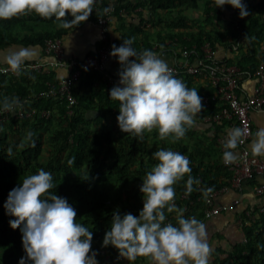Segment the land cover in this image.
<instances>
[{
	"label": "trees",
	"instance_id": "1",
	"mask_svg": "<svg viewBox=\"0 0 264 264\" xmlns=\"http://www.w3.org/2000/svg\"><path fill=\"white\" fill-rule=\"evenodd\" d=\"M242 3L249 13L243 18L239 9L229 4L217 7L215 0H95L87 20L96 22L99 12L111 4L109 37L112 45L119 47L123 40L134 38L131 46L141 52L152 50L157 41L161 43L160 48L166 49L170 47L165 46L168 39L173 40L172 49L208 41L213 47L224 49L229 62H236L253 73L264 61V0H242ZM198 11L200 14L195 16ZM65 19L70 21L73 17L69 13ZM86 21L65 29L59 27L60 21L54 16L44 19L35 12L0 19V64H7L5 57L21 48L32 52V58L25 63L43 61L48 38L62 40L69 32L78 31ZM97 46H100L99 39ZM111 58L118 60L114 56ZM56 70L23 68L16 76L0 73V102L5 96H15L25 111L30 107L35 110L34 117L16 119L11 114L8 121L0 123V264H18L21 257L26 258L20 228L13 229L9 224L16 217L6 213L4 203L11 189L41 168L52 174L56 185L52 189L54 194L66 198L76 210V222L93 233L92 250L105 248L113 255L119 254L114 246H102L105 233L111 230L113 213L118 211L123 216L128 211L139 213L142 210L140 187L146 173L158 163L153 156L155 151L171 149L185 155L190 161L191 176L199 180L202 192L226 183L225 178H217L219 172L225 171L220 158L216 156L214 163H204V153L198 154L197 150L202 142L191 144L193 128L188 129L192 130L186 135L189 140L184 136L175 143L159 139L156 129L145 132L142 141L122 132L119 127L111 129L108 120L117 121L120 102L110 98V90L117 85L106 86L96 72L81 74L72 87L76 101L71 105L59 95L34 99L37 92L55 87L62 77ZM175 77L188 88H196L198 94L210 92L209 87L203 86L200 76ZM217 110L213 105L200 113ZM223 124L206 125L213 131L208 142L210 146L216 145ZM29 132L33 133L31 139L27 137ZM43 150L47 151L45 155ZM193 189L191 197L201 193L197 192V184ZM181 191H186V186L182 188L177 184L176 197ZM200 204L189 206L183 212L184 217H203V206L198 215L194 210ZM165 215L171 224L178 226L176 212L165 210ZM241 231L246 242L233 244L228 250L219 249L212 254L209 264H264V216L244 224ZM103 261V257L98 256L99 264ZM26 264L33 262L26 258Z\"/></svg>",
	"mask_w": 264,
	"mask_h": 264
},
{
	"label": "clouds",
	"instance_id": "2",
	"mask_svg": "<svg viewBox=\"0 0 264 264\" xmlns=\"http://www.w3.org/2000/svg\"><path fill=\"white\" fill-rule=\"evenodd\" d=\"M95 0H0V19L8 20L35 12L41 18L60 21L59 27L70 29L86 21L93 12ZM217 7L229 4L239 9L241 18L249 13L242 0H215ZM71 14L72 20L65 19ZM134 38L112 45L111 56L121 66L119 84L110 90V98L118 100L117 122L120 130L143 140L145 132L158 130L159 139L175 143L186 135L202 111V97L196 88H188L176 78L167 62L156 52L145 49L137 52L131 45ZM32 58V52L21 48L11 51L5 62L11 71L20 75L22 65ZM134 58V59H130ZM2 110L15 112L22 107L18 97L5 96ZM247 129L234 127L228 131L223 152L225 165L235 163L232 151L243 143ZM33 133L27 134L31 139ZM253 156H264V128L255 133ZM157 164L146 173L140 187L143 208L138 216L113 213L111 230L105 233L103 247L114 246L120 258L129 262L148 257L152 264H209L212 249L208 243L205 224L195 217L185 218L184 210L175 204V187L186 174V195L194 184L189 159L171 149L153 153ZM71 163V161L69 162ZM53 176L43 168L27 176L8 193L4 203L13 229L20 228L26 258L33 264H98L92 250L93 233L76 221V210L64 197L54 194ZM208 191H211L210 189ZM176 212L178 226L165 224L166 215ZM22 225V227H21ZM21 257L19 264H26Z\"/></svg>",
	"mask_w": 264,
	"mask_h": 264
},
{
	"label": "built area",
	"instance_id": "3",
	"mask_svg": "<svg viewBox=\"0 0 264 264\" xmlns=\"http://www.w3.org/2000/svg\"><path fill=\"white\" fill-rule=\"evenodd\" d=\"M95 10L99 11L98 7H95ZM112 12L113 6L108 4L96 17L95 23L100 46H98L95 53L86 54L83 57L72 55L65 60L62 57V40L48 38L43 49L46 55L45 60L39 62L30 61L22 65V69L40 70L44 68L50 70L63 68L67 70L66 74L57 81L55 87L37 92L34 95V99L59 95L60 98L65 97L70 105L75 103L72 87H74L81 74L85 71L100 74L106 86L119 84V75L111 74L107 68L112 50V43L109 37ZM172 41L168 39L165 42V46H170L166 47V49L160 48L161 43L157 41L152 51L156 52L162 59L167 57L172 59L167 64L174 76H200L203 86L210 89L207 94H199L202 97L203 109L210 108L213 105L218 107L216 112L199 113L195 120L205 126L211 123L223 124L224 121H228L227 124H223V129L219 130L220 134L216 137V146L221 153V163L228 174L226 183L208 192H202L200 184H197V192L201 193L196 195V197H191L190 194L186 195V191H181L175 198L177 208L184 211H187L189 206L201 202L203 217L198 220L203 221L209 216L233 211L239 202L238 199H235L230 204L215 205L214 199L216 196L229 189L241 193L243 184L246 181L253 179L254 176L264 175V157L253 156L247 147V142L255 131L251 113L264 110V61H261L251 73L249 70L241 68L238 63L229 62L225 57L226 52L224 49L218 46L213 47L208 41L201 45L193 43L177 49L171 48ZM0 73L17 75L11 71L7 64H0ZM24 111V108L19 107L15 112H6L0 107V123L8 121L11 114L16 119L21 116H35L33 107H30L25 113ZM234 127L247 129L248 134L242 138L243 143H240L235 149L237 152L236 162L225 165L223 162V152L226 150L224 144L228 139V131ZM253 191L255 196H264V184L256 185ZM243 212L238 220L241 227L244 224H251L260 216H264V205L258 208L246 209ZM164 223H171L167 215ZM242 241L246 242V238L243 237ZM93 251L97 253V261L98 256H102L107 264H115L123 259L119 257V254H110L105 248Z\"/></svg>",
	"mask_w": 264,
	"mask_h": 264
},
{
	"label": "crops",
	"instance_id": "4",
	"mask_svg": "<svg viewBox=\"0 0 264 264\" xmlns=\"http://www.w3.org/2000/svg\"><path fill=\"white\" fill-rule=\"evenodd\" d=\"M97 44H98V33H97L96 23L92 20H87L78 31H71L64 36V38L62 39V57L63 59L66 60L72 55H78L79 57H83L86 54L95 53L98 48ZM167 58L169 59V57ZM167 58L164 60L167 63H169L167 61ZM107 68L111 74L118 75L121 66L118 60L110 57V59L108 60ZM56 72H58L59 75L64 76L67 70L63 68H59L56 70ZM117 86L122 87V85L120 84H118ZM251 119L255 131L253 133V136L247 142V147L250 149V151H251L250 145L252 141L255 139V133L260 128H264V110L253 111L251 113ZM192 128L195 131L193 137H191L190 135L192 130H188L186 132V135H190V138H192L190 140L191 144L194 143L193 141H197L198 143L202 142L203 144L202 147L200 149H197L198 154L204 153V155H202V162L208 163L210 161V163H214V161L216 160V156L219 157L221 161L220 151L217 150V153L215 151L217 149L216 145L210 146L208 143L209 139L212 138L213 131L209 130L207 126L201 123H196ZM186 139H188L187 136ZM202 139L203 140L205 139V141H203ZM232 151L237 153L236 150H232ZM223 171L224 170L219 172V175L217 177L218 180L220 179L224 180V178L226 180L228 174L226 171L224 172ZM187 176L188 175H186V177ZM182 184L186 185V182ZM261 184H264V175H257L254 176L253 179L248 180L243 184V189L241 193H238L233 189H229L226 192H223L215 197L214 199L215 205L230 204L235 199H238L239 202L233 211L221 212L218 215L209 216L202 221L206 226V230L208 234L207 237L208 243L212 249L209 263L212 262L213 260L212 254L214 252H217L219 249H223V250L231 249L233 244H237L242 241L243 238L241 231L242 227L239 225L238 220L241 217V213L243 210L258 208L259 206L264 205V196L262 197L255 196L253 191L256 185H261ZM201 208H202V204L194 208L195 212H197V215L201 211ZM126 213H129V211L125 212V214ZM138 215L139 213L135 214L134 216H138ZM102 264H107V263L103 261ZM115 264H152V262L148 257H138V259H136V261L134 262H129L127 261V259L123 258L121 261Z\"/></svg>",
	"mask_w": 264,
	"mask_h": 264
},
{
	"label": "rangeland",
	"instance_id": "5",
	"mask_svg": "<svg viewBox=\"0 0 264 264\" xmlns=\"http://www.w3.org/2000/svg\"><path fill=\"white\" fill-rule=\"evenodd\" d=\"M200 14V12L198 11L197 13H196V15L195 16H198ZM221 16V15H220ZM222 18H224V16H222ZM228 22L230 21V19L228 18V19H226ZM232 23V22H231ZM164 31H161L160 32V34L161 35H164ZM167 61L168 62H171L172 61V59L171 58H167ZM108 122H109V127H111V129H113V130H115V129H117V127H119L118 126V122L116 121V120H112V119H110V120H108ZM45 139V138H44ZM46 141H47V139H46ZM45 140H44V144H46L47 142H46ZM47 153V151L46 150H43V154L45 155ZM187 175V174H186ZM186 175L184 176V178L186 177ZM184 178L181 180V181H179L178 183H180L181 184V186H182V188H183V186H184V184H182V183H184V182H186L187 181V179H188V176L185 178V180H184ZM177 183V184H178ZM176 185H174V187H175ZM143 201V200H142ZM131 214H133V215H135V214H137L136 212L135 213H131ZM18 264H19V262H18Z\"/></svg>",
	"mask_w": 264,
	"mask_h": 264
}]
</instances>
